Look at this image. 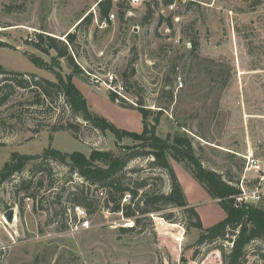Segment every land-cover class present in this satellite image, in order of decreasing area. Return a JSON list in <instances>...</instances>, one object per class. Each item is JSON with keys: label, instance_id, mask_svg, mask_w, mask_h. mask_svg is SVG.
Segmentation results:
<instances>
[{"label": "rangeland", "instance_id": "374dc122", "mask_svg": "<svg viewBox=\"0 0 264 264\" xmlns=\"http://www.w3.org/2000/svg\"><path fill=\"white\" fill-rule=\"evenodd\" d=\"M100 1L0 0V42L7 46L0 47V68L56 82L53 74L32 60L41 59L48 67L54 52L46 56L28 39L44 34L66 42L65 35L90 13L91 24L80 27L74 49L82 73L72 77L89 111L120 131L141 133L140 113L112 102L106 83L129 104L150 109V121L161 111L158 136L187 135L203 166L231 178L232 184L243 173L245 156L264 161V0H152L155 8L146 20L149 5L144 4L127 7L123 19L111 11L115 20L104 25L107 16L101 18L96 7ZM169 3H175L173 11L166 9ZM193 41L198 42L195 53H191ZM53 65L63 76L72 73L62 59ZM31 102L29 92L16 89L0 108V170L12 162L14 152L39 156L49 147L86 156L94 149L121 156L111 132L101 136L86 130L76 140L69 132L50 130L58 112L28 110L17 115L24 111L20 103ZM120 142L133 144L128 136ZM169 161L203 228L223 220L218 202L183 164ZM36 162L27 163L10 182L0 183V215L14 210V222L7 232L0 230V264H221L220 253L212 246L192 260L194 249L188 248L199 232L185 231L179 209L150 214L133 232L122 234L123 224L132 220L104 209L105 195L94 188L91 196L99 204L86 216L88 228L71 229L64 211L74 206L60 196L61 189L71 191L73 184L84 181L55 163L50 164L55 189L43 203L49 213L35 211L37 200L18 193L14 185L30 176ZM148 163L132 161L129 169L144 172L128 176H153ZM163 190L168 192L167 183ZM127 200L128 196L123 202ZM254 206L264 209V198ZM170 212L173 223L161 217ZM72 221L76 223L73 217Z\"/></svg>", "mask_w": 264, "mask_h": 264}, {"label": "trees", "instance_id": "16d2710c", "mask_svg": "<svg viewBox=\"0 0 264 264\" xmlns=\"http://www.w3.org/2000/svg\"><path fill=\"white\" fill-rule=\"evenodd\" d=\"M96 7L101 18H104L112 8L111 1L101 0ZM126 11L127 8L119 9L118 17L123 19ZM151 15L152 11L149 7L145 20ZM90 24L89 13L78 21L74 32L65 35L66 42L44 34H37L35 40L29 41L33 43L34 49L46 56L54 52L55 57L51 59L52 62L48 67L41 59L32 58V60L53 74L56 82L35 74L10 72L0 68V108L7 105L16 89L29 92L33 102L20 103L18 106L24 111H19L20 114L17 115L28 110L53 114L58 112L50 130L69 132L76 140H80L82 131L86 130L101 136L111 132L116 138V147L121 156L95 149L86 156L80 152L65 153L51 147L45 149L39 156H27L14 152L11 155L12 162L0 170V183L10 182L15 174L22 172L27 163L37 161L29 170L30 176L20 178L14 186L18 193H24L27 198L37 200L35 211L49 213V206L43 203L55 189L50 168V164L55 163L67 167L70 174L77 175L84 181L80 185L73 184L71 191L66 192L61 189L60 196H65V200L72 206L82 208L86 216L94 213L99 204L96 201L98 199L91 196L90 191L93 188L100 192V196L105 195L104 209L111 213H121L125 219L134 222V227L139 226L144 220H149L150 214L160 213L169 208L179 209L184 220L185 231L199 232L194 244L188 248L194 249L193 261L197 259L202 249L212 246L219 251L221 264H264V209L254 205H237L235 197L239 193L238 180L232 184L231 178L226 180L223 174L206 169L197 157L190 137L184 134L173 136L168 134L164 139L159 137L157 127L161 111L155 113V118L150 121L148 117L153 114L150 109L138 104L137 106L129 104L116 92L108 93L109 99L121 108L136 110L140 113L142 118L140 134L120 131L89 111L85 99L72 82V77L82 73L74 60L78 31L82 25ZM0 47L7 46L0 42ZM191 47V53H195L198 42L193 41ZM61 59L72 70L71 74L63 76L55 70L53 63ZM64 114L69 117L65 121ZM124 136L131 137L133 144H121L120 141ZM137 159H147L149 172L154 175L145 178L128 176L144 172L142 169L128 168V165ZM169 160L183 164L208 195L217 200L225 213L223 220L207 229L203 228L199 214L186 201ZM37 175L40 176L36 177ZM166 183L168 192L163 190ZM42 189L49 193L47 195L40 193ZM126 196L128 200L123 202ZM22 212L20 205V213ZM64 214L68 218L65 211ZM161 217L173 223V213L170 212ZM73 218L75 220V216ZM66 225L68 226V223ZM133 229L121 228L119 231L127 234L133 232ZM250 255L254 257L251 262Z\"/></svg>", "mask_w": 264, "mask_h": 264}, {"label": "built area", "instance_id": "2783aa9c", "mask_svg": "<svg viewBox=\"0 0 264 264\" xmlns=\"http://www.w3.org/2000/svg\"><path fill=\"white\" fill-rule=\"evenodd\" d=\"M112 8L110 13L107 15L105 21L102 22L104 25L106 21L115 20V13L111 12L116 10V13L119 9L124 10L127 7H139L141 5H149L151 10H154L155 5L152 0H110ZM182 3H186V0H181ZM166 9L169 11H173L175 9V3H169L166 5ZM126 13V12H125ZM28 41H32V39H28ZM107 90L111 92H116L114 88H112L109 84L103 83ZM117 93V92H116ZM245 159V168L243 173L241 174L237 187L239 189L238 195L235 197L237 205H255L262 201L264 198V161L258 160L254 158L252 155H247L244 157ZM252 174H254L253 177ZM68 217V227L71 229L74 228L77 230L78 227L82 229L88 228V221L86 220L85 211L78 207H70L66 210ZM6 212L0 215V230H4L7 232V226H10L11 223L7 221L5 218ZM75 216L76 223L72 221V217ZM13 221V220H12ZM127 229L134 228V222L128 221L123 224ZM10 238L12 239L11 235Z\"/></svg>", "mask_w": 264, "mask_h": 264}, {"label": "water", "instance_id": "95a60500", "mask_svg": "<svg viewBox=\"0 0 264 264\" xmlns=\"http://www.w3.org/2000/svg\"><path fill=\"white\" fill-rule=\"evenodd\" d=\"M5 218L8 222H12V219L14 218V210H9L5 214Z\"/></svg>", "mask_w": 264, "mask_h": 264}, {"label": "crops", "instance_id": "0c3cea01", "mask_svg": "<svg viewBox=\"0 0 264 264\" xmlns=\"http://www.w3.org/2000/svg\"><path fill=\"white\" fill-rule=\"evenodd\" d=\"M77 24V23H76ZM215 202H217V200H214ZM225 214V213H224Z\"/></svg>", "mask_w": 264, "mask_h": 264}, {"label": "bare ground", "instance_id": "6f19581e", "mask_svg": "<svg viewBox=\"0 0 264 264\" xmlns=\"http://www.w3.org/2000/svg\"><path fill=\"white\" fill-rule=\"evenodd\" d=\"M13 219H14V218H13ZM13 219H12V220H13ZM13 222H14V221H13ZM13 222H12V223H13ZM12 223H11V224H12Z\"/></svg>", "mask_w": 264, "mask_h": 264}]
</instances>
